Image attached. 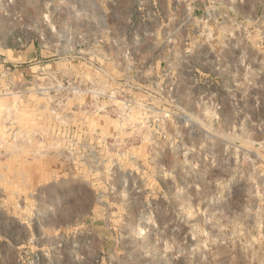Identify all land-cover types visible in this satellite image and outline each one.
Wrapping results in <instances>:
<instances>
[{
	"label": "rangeland",
	"instance_id": "1",
	"mask_svg": "<svg viewBox=\"0 0 264 264\" xmlns=\"http://www.w3.org/2000/svg\"><path fill=\"white\" fill-rule=\"evenodd\" d=\"M0 264H264V0H0Z\"/></svg>",
	"mask_w": 264,
	"mask_h": 264
}]
</instances>
